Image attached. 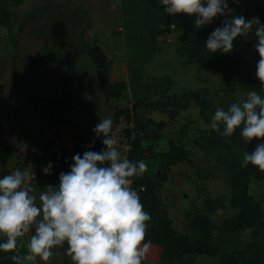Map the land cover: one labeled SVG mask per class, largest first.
Segmentation results:
<instances>
[{
    "label": "clouds",
    "instance_id": "9594fccd",
    "mask_svg": "<svg viewBox=\"0 0 264 264\" xmlns=\"http://www.w3.org/2000/svg\"><path fill=\"white\" fill-rule=\"evenodd\" d=\"M161 2L168 14L195 16L196 28L211 24L218 16H231L207 38L206 49L211 53L228 54L234 40L254 32L260 57L256 77L264 92V24L258 17L231 15L228 0ZM211 127L224 137L240 129L245 143L264 140V98L255 90L248 91L244 101L232 103L227 110L217 108ZM93 132L103 137L104 148L75 154L70 171L60 173L57 187L41 189L31 182L28 171L20 169L0 178V237L4 238L0 251L15 253L11 256L14 264L48 262L61 249L72 264H142L146 260L151 216L131 185L133 178L147 171V164L122 156L111 115L101 117ZM249 164L264 172V143H258L251 153L244 152L242 166ZM51 169L49 163L42 171L50 175Z\"/></svg>",
    "mask_w": 264,
    "mask_h": 264
},
{
    "label": "trees",
    "instance_id": "16d2710c",
    "mask_svg": "<svg viewBox=\"0 0 264 264\" xmlns=\"http://www.w3.org/2000/svg\"><path fill=\"white\" fill-rule=\"evenodd\" d=\"M259 1L261 0H228V6L233 10L231 15H242L245 19L258 17L261 24H264V6ZM147 2L158 12L167 27L159 28L158 32H166L170 25H174L177 30L181 31L179 38L184 43L183 50L187 52L189 59L194 58L196 61L203 62L208 56L213 59L218 70L226 76H230V74L238 71L241 66L246 65L247 58H251L248 51L258 42L254 32L250 33L247 38L238 37L234 40L233 50L228 54L220 51L211 53L206 49V40L209 34L216 28L222 27L224 20L231 19V16L213 19L211 24L196 28L194 16L168 14L161 1L147 0ZM20 3L21 0H0V26L11 27L10 10ZM131 29V34H133L134 29L140 36H143L145 31L148 32L147 28L145 26L141 27L136 20L132 21ZM133 37H136V35L133 34ZM87 53L99 74L101 90L106 101L119 98L124 83L111 80L110 61L102 47L94 43L87 47ZM251 59H254V63L260 57H252ZM11 79L15 86L18 88L23 87V80L17 75L15 62L12 67ZM59 85H65V78L62 77L59 80ZM257 91L264 98V92H261L260 89H257ZM3 95L4 85L0 82V103L3 100ZM190 99L199 104L201 111H203L204 100L197 91L188 90L178 97H172V104L184 109ZM179 102H181L180 105H178ZM33 103L44 104L41 109L46 110L48 113L51 123V136L58 141V119L51 108L52 101L30 96L28 100L17 105L13 117L16 119L27 118ZM114 109V117L120 114L129 115L127 112L122 113V110L117 109L115 106ZM177 113V109H171L169 117L174 118ZM6 120L7 118L0 117V178L10 174V170L6 168V161L16 150L15 145L3 135L6 130ZM134 122L137 134L132 143L129 160L133 162L145 161L147 157H151L156 160L157 164L156 171L153 174L145 172L142 176L133 178L131 186L138 192L143 210L151 216L145 242L151 241V243L160 246L161 253L158 264H191L190 257L192 255H205L214 258L217 260L216 264H264V209L261 202L249 191L250 178L259 169L251 164L247 167L242 166L244 152L251 153L254 151L258 144L257 140L253 139L250 143H245L240 135V129H237L231 137H224L212 128L201 132L193 139V145L201 151L212 152L219 149L225 151L227 165L230 170L227 180L230 197L227 200L221 197H204L203 204L201 207L194 209L190 219L189 224L197 233L191 239L188 234L180 233L173 227L172 220L163 208L160 197L161 188L168 180V168L187 161L189 152L182 143L174 142L171 139L167 142L166 149H154L153 142L161 138L162 130L166 125L164 121H156L149 116L136 113ZM220 131H223V126H221ZM100 144L99 142L98 145ZM101 147H98L97 152ZM56 154L59 161L65 166L72 164L64 158L63 145H56ZM226 206L235 209L236 212L231 217L223 218L221 224L218 225L214 222L212 216L217 210ZM245 228L252 229L251 239L248 242L229 252L220 250L222 238L225 234L239 232ZM3 239V237H0V241ZM13 254L15 253L0 251V264H14L11 260Z\"/></svg>",
    "mask_w": 264,
    "mask_h": 264
},
{
    "label": "rangeland",
    "instance_id": "374dc122",
    "mask_svg": "<svg viewBox=\"0 0 264 264\" xmlns=\"http://www.w3.org/2000/svg\"><path fill=\"white\" fill-rule=\"evenodd\" d=\"M261 1L259 2L264 6ZM110 14L114 30L112 39L106 40L107 52L113 77L124 83L121 96L111 99L110 102L133 119L138 113L166 123L161 138L153 142L155 150L166 149L170 139L182 143L188 150L187 161L168 168V180L161 188L160 197L173 227L192 239L197 233L190 226V219L194 209L203 204L204 197H221L224 200L230 197L227 183L230 170L225 151L219 149L204 152L196 148L192 141L201 132L212 128L211 120L217 108L227 110L232 103L244 101L248 91L261 89V83L256 77V64L259 59L254 63L255 58L251 59L259 54L255 46H252L248 51L251 58H247L246 65L226 76L208 56L203 62L189 59L187 52L183 50L184 43L179 38L180 30L169 26L166 32H158L159 28L167 27L147 0H113ZM220 17L223 16L214 19ZM134 20L141 27L145 26L148 32L145 31L140 36L133 29V34L136 35L133 37L131 27ZM1 35L2 33L0 40L3 37ZM15 36L7 40L4 35L6 43L5 48L1 47L2 55L7 57L9 51L16 54L19 43L15 42ZM115 47L125 48L121 56L114 52ZM5 86L7 88L9 84L5 82ZM188 90L199 92L204 100L203 111L191 99L184 109L172 104V97H178ZM180 104L181 102L178 105ZM171 109L178 110L174 118L169 117ZM9 123L7 117L6 125ZM257 143H264V140H257ZM145 162L146 172L153 174L157 168L156 160L147 157ZM249 191L261 202L264 209V172L257 170L252 174ZM235 212V209L226 206L217 210L212 219L219 225L223 218L231 217ZM251 231V228H245L225 234L220 250L229 252L240 248L251 239ZM190 263L216 264L217 260L205 255H192Z\"/></svg>",
    "mask_w": 264,
    "mask_h": 264
},
{
    "label": "crops",
    "instance_id": "0c3cea01",
    "mask_svg": "<svg viewBox=\"0 0 264 264\" xmlns=\"http://www.w3.org/2000/svg\"><path fill=\"white\" fill-rule=\"evenodd\" d=\"M112 2L21 0L10 10L11 27L0 26L3 36L0 40V82L4 85L0 117H9L11 125H6L3 135L16 147L6 161V168L11 173L19 164L32 160L37 169L32 183L41 189L45 185L57 187L60 173L70 171V166L57 158V144L64 146V158L71 163L77 153L82 156L85 151L97 152L103 137H96L93 129L101 117H114V105L106 101L99 74L87 53V47L96 43L109 60L106 40L113 37ZM4 35L7 40L16 35L15 42L19 43L16 54L10 51L7 57L1 54V47L5 48L6 43ZM124 50L114 48L119 56ZM14 62L17 75L23 80L22 88L15 86L11 79ZM112 73L111 69V80L119 81ZM62 77L65 78L64 86L59 85ZM5 82L9 84L7 88ZM30 96L52 101L51 108L58 119V141L51 136L48 113L41 109L43 103H33L25 119L13 117L17 105ZM49 163L52 164L51 174L46 175L42 169ZM63 251L61 249L60 255L48 262L38 259L36 264H72ZM21 253L26 254V249L22 248ZM160 253V246L151 243L142 264H158Z\"/></svg>",
    "mask_w": 264,
    "mask_h": 264
},
{
    "label": "built area",
    "instance_id": "2783aa9c",
    "mask_svg": "<svg viewBox=\"0 0 264 264\" xmlns=\"http://www.w3.org/2000/svg\"><path fill=\"white\" fill-rule=\"evenodd\" d=\"M262 2L264 3V0H262ZM170 27L173 28L174 25H170ZM112 120H113V133L115 134V137L119 142V148L121 154L122 156L129 159L132 150V143L137 134L135 129L134 119L133 117H128L124 114H121L116 117H113ZM103 148L104 145L102 144V147L99 151H101ZM15 169L28 171L30 173L31 182L37 176V169L35 168V163L32 162V160L19 164L14 168V170Z\"/></svg>",
    "mask_w": 264,
    "mask_h": 264
},
{
    "label": "water",
    "instance_id": "95a60500",
    "mask_svg": "<svg viewBox=\"0 0 264 264\" xmlns=\"http://www.w3.org/2000/svg\"><path fill=\"white\" fill-rule=\"evenodd\" d=\"M156 1H161V0H156Z\"/></svg>",
    "mask_w": 264,
    "mask_h": 264
}]
</instances>
